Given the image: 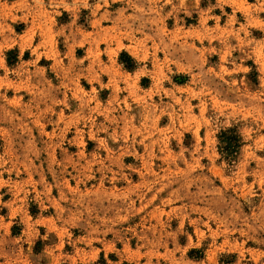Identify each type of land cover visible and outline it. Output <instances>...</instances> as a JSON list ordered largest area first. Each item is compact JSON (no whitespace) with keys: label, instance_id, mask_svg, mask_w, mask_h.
Listing matches in <instances>:
<instances>
[{"label":"rangeland","instance_id":"374dc122","mask_svg":"<svg viewBox=\"0 0 264 264\" xmlns=\"http://www.w3.org/2000/svg\"><path fill=\"white\" fill-rule=\"evenodd\" d=\"M0 264H264V0H0Z\"/></svg>","mask_w":264,"mask_h":264},{"label":"trees","instance_id":"16d2710c","mask_svg":"<svg viewBox=\"0 0 264 264\" xmlns=\"http://www.w3.org/2000/svg\"><path fill=\"white\" fill-rule=\"evenodd\" d=\"M19 53L18 50H12L7 53ZM18 59V55H16L14 61H11L10 58H7V62L9 65H13ZM132 61V60H130ZM132 62H129L127 65L131 66ZM243 146V139L241 134L239 133L237 128H228L219 134V152L223 159L229 164L233 165L239 156L240 150Z\"/></svg>","mask_w":264,"mask_h":264}]
</instances>
